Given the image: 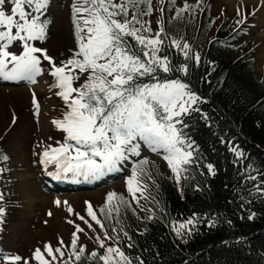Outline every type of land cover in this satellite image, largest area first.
I'll return each mask as SVG.
<instances>
[{"label":"snow or ice","instance_id":"6c2138e0","mask_svg":"<svg viewBox=\"0 0 264 264\" xmlns=\"http://www.w3.org/2000/svg\"><path fill=\"white\" fill-rule=\"evenodd\" d=\"M10 3L12 7L9 11L4 7L6 0H0V76L5 79H31L42 73L43 58L50 62L51 74L57 81L55 86L60 89L57 94L68 108L62 118L53 121L66 134L65 139L57 146L46 148L41 162L55 165L60 172L95 177L118 167L132 155L139 156L141 142H146L153 151L162 149L167 152L165 159L179 180L181 169L186 170L184 166L193 159L192 145L183 132L185 125L182 117L190 111H197L193 105L201 102V98L189 83L168 75H187L188 65L177 66L167 54H163L165 41L161 34L164 28L160 27L153 33L150 22L141 21V15H151L152 0H120L119 3L116 0H78L72 6L78 50L71 58L61 61L59 66L48 55L47 49L32 43L47 38L51 20L45 13L51 0H10ZM141 4L146 5L147 9L142 13L139 11ZM129 7L137 9L131 17L128 15ZM189 7L194 6L185 3L177 14ZM16 41L22 42L23 50L19 55L8 50ZM171 44L182 51L185 58H189L188 43L173 38ZM191 59L199 61V53H195ZM83 74H87V78L78 87L74 86ZM35 106L39 110V104ZM16 119L13 117V123ZM232 151L238 157L244 155L236 147ZM0 159L7 161L10 158L0 151ZM145 163L146 160L140 161V165ZM207 168L211 174H215L212 164H208ZM3 171L0 168V172ZM143 172L141 167L134 168L132 176L128 178V187L134 198L136 192L143 191ZM258 190L264 192V186L258 187ZM117 196L115 192L109 193L107 202L111 204ZM2 199L3 195L0 194ZM55 203L59 206L61 202L57 200ZM64 203L67 204L66 201ZM86 203L87 215L104 228L91 202ZM112 210L107 209V214L110 215ZM5 211L0 207V224L3 223ZM73 211L69 206L68 212ZM101 211L106 210L101 208ZM48 215L51 216L52 212L49 211ZM254 216L255 213H252L248 218ZM79 219L84 221L85 217L81 215ZM194 222V219H189L181 223L176 228L177 234H181V230L190 232V225ZM88 226L91 227V224ZM83 231L76 225L71 241L76 261H81L86 253V246L78 250L77 245L79 236L76 233ZM124 235L127 236V233ZM97 239L101 248H105V253L101 255L93 251L88 254L90 258H98L103 264H133V258L126 255L119 244L106 245V239H114L107 235V230L105 239ZM60 243L63 244V241ZM45 247L52 259H56L54 253L64 255L59 247L53 249L51 244ZM33 258L39 264H51L40 248L35 249ZM6 259L29 264L18 254H10ZM137 264L143 262L137 261Z\"/></svg>","mask_w":264,"mask_h":264},{"label":"trees","instance_id":"16d2710c","mask_svg":"<svg viewBox=\"0 0 264 264\" xmlns=\"http://www.w3.org/2000/svg\"><path fill=\"white\" fill-rule=\"evenodd\" d=\"M185 3L194 7L178 15ZM152 4L153 0V8ZM146 10L141 4L139 11ZM135 11L129 7V17ZM210 12L209 4L200 10L184 0L163 2V54L177 66L188 65L187 75H168L189 83L201 98L193 105L198 110L182 117L193 151L192 162L184 166L182 192L158 164L142 158L131 169L144 170L152 216L139 218L120 192L111 204L106 198L97 208L105 231L133 264H264V192L258 190L264 186V80L257 77L246 45L236 44V22L229 25L224 20L215 27ZM146 16L141 15V21ZM70 21L75 37L73 15ZM173 38L189 44V58L171 44ZM195 53L199 61L191 59ZM109 208L114 211L110 215ZM252 213L255 216L249 219ZM189 219L195 220L191 231L178 235L176 228ZM97 252L103 254L101 249ZM88 254L68 264H103Z\"/></svg>","mask_w":264,"mask_h":264},{"label":"rangeland","instance_id":"374dc122","mask_svg":"<svg viewBox=\"0 0 264 264\" xmlns=\"http://www.w3.org/2000/svg\"><path fill=\"white\" fill-rule=\"evenodd\" d=\"M184 1L197 4L200 10L209 4L215 27L224 20L228 21L229 25L235 21V30L238 32L236 44L239 47L241 44L246 45L254 60L257 77L264 80V1ZM116 2L119 3L120 0ZM163 2L164 0H153L151 15L142 20L150 22L153 33L162 25ZM76 3L78 0H51L45 13L51 20L47 38L44 41L32 42L36 47L47 49L48 55L54 58L57 66L61 61L71 58L78 50L70 21L73 15L72 6ZM4 7L10 11V0H6ZM8 50L19 55L23 50L22 42H13ZM37 55L42 57V54ZM11 67L10 64L9 68ZM41 68L42 73L37 74L43 90L41 94L33 89L34 85L28 78L16 81L0 78V151L10 158L7 161L0 159V168L4 169L0 172V194L3 195L0 207L6 210L3 223L0 224V257H4L0 258V264H22L9 262L6 257L10 254L24 257L29 264H39L33 258L37 248L41 249L51 264H68L75 259L71 241L73 233L76 232V225L84 229L83 232L76 233L79 236L78 250L86 246V253L101 249L104 254L105 248H101L97 237L105 239L106 231L87 215L86 202H91L100 219L98 206L109 193L120 192L129 199L139 218L151 217L153 210L149 205L150 198L142 176L143 191L136 192L135 198L127 183L133 174L132 165L142 158L158 164L159 169L175 182L179 193L184 186L185 170L181 169L180 178L177 180L176 173L165 159L167 152L162 149L153 151L146 142H141L139 156L132 155L118 167L95 177L60 172L55 165L43 164V151L49 146H57L58 142L65 139L66 134L58 129L53 121L62 118L68 108L63 98L57 94L60 89L55 86L57 81L51 74L50 62L42 58ZM86 78L87 74H83L74 86L78 87ZM36 103L39 104V110L35 106ZM13 117L17 118L15 123ZM57 200L61 202L59 206L55 203ZM69 206L74 210L71 213L68 212ZM49 211L52 212L51 216L48 215ZM81 215L85 217L84 221L79 219ZM60 241H63V244ZM105 243L117 246L112 240L106 239ZM48 244H51L53 249L59 247L64 255L54 253L56 259H52L45 247Z\"/></svg>","mask_w":264,"mask_h":264},{"label":"bare ground","instance_id":"6f19581e","mask_svg":"<svg viewBox=\"0 0 264 264\" xmlns=\"http://www.w3.org/2000/svg\"><path fill=\"white\" fill-rule=\"evenodd\" d=\"M246 1V0H245ZM247 1H249V0H247ZM254 1V0H253ZM255 1H257V0H255ZM262 1H264V0H262ZM264 9V8H263ZM262 13H264V12H262ZM262 13H261V16H262ZM263 17V16H262ZM260 20H262V19H260ZM261 22H263V21H261ZM260 24H262V23H260ZM0 78H3L2 76H0ZM29 79V78H28ZM10 80V79H9ZM12 80H14V81H16V79H12ZM30 81H32V84L34 85V90L37 92V93H42V87L40 86V84H39V77L37 76V75H35L33 78H31V79H29ZM41 82V81H40ZM41 85H42V83H41ZM47 98V97H46ZM44 109L46 110V107H44Z\"/></svg>","mask_w":264,"mask_h":264}]
</instances>
